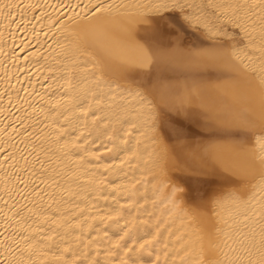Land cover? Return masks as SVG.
I'll return each instance as SVG.
<instances>
[{
	"label": "bare ground",
	"instance_id": "bare-ground-1",
	"mask_svg": "<svg viewBox=\"0 0 264 264\" xmlns=\"http://www.w3.org/2000/svg\"><path fill=\"white\" fill-rule=\"evenodd\" d=\"M96 2L0 0V232L11 238L8 244L18 241L31 252L17 253V264H147L157 256L161 264H259L264 166L253 162L256 138L234 133L249 125L264 129V12L218 18L210 8L155 13L129 7L136 0H112L110 10L94 14ZM190 14L201 18L195 25L210 39L178 25L192 36L196 54L178 68L186 67L192 80V67L208 62L232 83L218 92L232 105H213L214 116L200 111L196 125L214 134L181 135V146L193 140L205 149L213 145L210 155L203 148L210 159L206 173L219 179L207 208L171 170L184 164L164 140L152 96L120 78L127 71L138 74L137 84L160 88L154 71L132 70V61L113 46L135 23ZM185 108L179 111L184 116ZM185 124L177 126L188 133ZM161 222L163 243L141 250L137 242L150 239ZM126 224L131 237L121 231ZM125 242L137 249L131 258L116 247Z\"/></svg>",
	"mask_w": 264,
	"mask_h": 264
},
{
	"label": "rangeland",
	"instance_id": "rangeland-1",
	"mask_svg": "<svg viewBox=\"0 0 264 264\" xmlns=\"http://www.w3.org/2000/svg\"><path fill=\"white\" fill-rule=\"evenodd\" d=\"M178 17H177V21L179 20V22L175 25H172L171 21H169V28L167 30V34L164 35L163 37L158 36V34L155 32L154 19H150V20H146L142 23H135V25H133L132 29L130 28V30H129V31H131V33L128 32V34L126 36H123V37L120 36V37H117L115 40H113V46L114 47L117 46L116 49H117L118 53L121 51L122 55L119 53L121 58L125 57L128 60L130 59V61H132V64H133L132 70L133 69L138 70V68H140V70H143V71L148 70V69L152 70V72L154 71V74L156 77V82L159 84L160 89L165 93V95L169 101V106H166L165 112L163 114L161 113L160 108L157 107V109L159 111V113H158L159 119L161 121L164 120L163 121L164 126H165V124H167L165 127L163 126L164 140L167 141V143L169 144V146L171 147V149L173 151H177V152L180 151V154H184L183 151L187 152L191 149L199 148L200 146H197V144H194V142H195L194 140L187 145L181 146V142H180L181 136L177 137L176 132H175L176 129H180V128H178L179 123L182 124L183 122H185L186 126L190 125L189 128L191 129V131L190 132L188 131V133L185 130L180 129L183 132L182 133L183 135L193 136L196 134V138L200 137V136L201 137H207V136L214 134V133H213V131L209 130L208 128H205V127L200 126V125H196V124H200L199 122L202 120V117H201L202 114L200 111H202V112L206 111L205 113L203 112L204 113L203 116L204 115H207V116L213 115L214 116V114H216L218 112H214V111H216V109L215 108L212 109L213 105L216 104L215 105L216 108H218L217 106H222L223 108H226L228 105L230 106L232 104H230L229 102H227L221 98L222 96H224L222 94L225 93V92H223V90L225 89L224 86L227 83H229V81L225 80L223 78V76H220L221 74H219L220 72L218 71V69H216V71H212V70H214V67L212 64H210L208 62H205L206 63L205 64L204 61H202L204 64L203 68L201 67L198 69L197 68L193 69V67H192L191 70L194 71L193 72L194 74L192 73V80L188 79V77H189L188 75H184L185 72L188 71V69H185L188 66L187 65L188 62H190V59L192 57H195L196 54L194 52L195 51L194 48L191 45V42L193 40L192 36L188 35L187 31H185V32L182 31L183 30L182 28L180 30L179 26H181L183 24V26H185L187 29L190 28L189 30L194 31L196 33H200L202 37L208 38V39H210V38L201 30L200 27L198 28L199 25L197 26V25H195V23H193V24L189 23V22L187 23V21H185L184 17H181V16H178ZM129 27H131V25H129ZM200 31H202L203 33ZM222 41H225V40H222ZM148 44L149 45L151 44L153 47H155L154 45L158 44V45H156V47H158L160 49V54L155 56V58L152 57V59H150L148 62L144 63L143 67H138L137 66L139 64L138 58L140 55H142L140 47L144 48L147 51L149 48ZM192 44H194V43H192ZM194 47H197V44H194ZM173 48H174V50H173ZM192 48H193V50H192ZM130 51H132V52H130ZM127 52H129V53H127ZM131 55H133V56L131 57ZM177 55H178L177 58H180L179 64L177 63L178 59L175 58ZM149 56H151V55H149ZM159 57H161V60ZM203 57H205V56H202L201 58L203 59ZM153 59L155 61L154 63H156L155 67H153L151 65L153 62ZM168 59H169V61H168ZM183 59H185V61ZM181 63H183V64L185 63L186 67H183L184 69L182 67L178 68ZM208 64H210V65H208ZM210 66H212V68ZM177 71H179V72H177ZM180 72H181V74H180ZM206 73H210V75H208ZM214 75H216V76H214ZM220 77L222 78V80ZM217 85L219 88H217ZM227 85L231 86L232 83H229ZM185 87H187V88H185ZM215 88H217V89H215ZM222 88H223V90H222ZM184 90H186V92H184ZM219 91H220V93L223 92L221 94L222 96L219 95L220 94V93H218ZM182 92H184V93H182ZM178 94H181L180 97H178ZM187 94H189V95H187ZM215 94H216V97H217V94L219 96L216 98L214 96ZM182 95L185 97H183ZM189 98H191V99L188 100ZM218 98L222 99L221 100L222 102L221 101L218 102L217 100H220ZM152 99H153V97H152ZM181 101H183L184 103L186 102L187 105ZM191 102L194 103L195 109L197 111H195V109H193L194 108L192 106L193 103H191ZM154 103L156 105V101H154ZM219 103H221V104H219ZM224 103H225V105H224ZM184 105H185V107L186 106L187 107L192 106V108H190L191 113L189 112L190 111L189 107L188 108L183 107V108H185L184 110H186L185 116H184V112H179L181 109L183 110L182 106H184ZM177 108L179 109L178 110L179 113L177 112L178 114L175 112V111H177ZM187 110H189L188 111V113L190 114L189 118H187L189 115H186V114H188ZM222 111H224V110H221V112ZM207 112H208V114H207ZM175 114H177V115H175ZM191 115H193L194 117H192ZM224 115H225V113H224ZM191 117L193 118V120L194 119L196 120V121L194 120L196 122V123H194L196 125V129L193 128L195 126L194 124L193 125L190 124V120L192 121V119H190ZM187 119H188L189 123L186 122ZM177 120L178 121L180 120V121L178 122ZM177 124H178V126H177ZM193 131H195V132H193ZM196 138H193V139H196ZM205 146H207V145H201V147L198 149V152H201L202 154H204L203 148L205 149L206 148ZM204 155H208V154L205 152ZM208 159H209V157H208ZM209 161H210V159H209ZM209 167H210V164L208 167H205L202 170V173L200 175H193L191 173V171L186 168L185 165H183V167H181V165H180V167H179L176 163H173L171 165V170L173 172H176V178L182 184L183 188L186 190V193L194 201L197 200V202H198L200 200L208 199L211 196V194L213 193V190L215 191V189L217 188L216 186H218V180H219L218 177L216 175L214 176V174L209 173V175H208V173H206V170ZM212 175H213V177H212ZM210 188L212 190L211 194H209ZM204 193H205V195H204Z\"/></svg>",
	"mask_w": 264,
	"mask_h": 264
},
{
	"label": "snow or ice",
	"instance_id": "snow-or-ice-1",
	"mask_svg": "<svg viewBox=\"0 0 264 264\" xmlns=\"http://www.w3.org/2000/svg\"><path fill=\"white\" fill-rule=\"evenodd\" d=\"M124 5H121L123 7ZM113 7L112 0H97L96 4L93 5V13H102L106 10H110ZM129 7L143 9L145 12L152 11L155 13H160L165 10H168L170 7L172 9H180L181 11H186L187 9H194L198 7L210 8L213 10V15H216L218 18H223L225 13L231 12L234 15H241L245 10L253 11L256 9L264 12V0H200V3L197 4L195 2L188 3L187 0L181 2V0H136L135 4H130ZM185 21L189 23H195L200 25L203 23L199 16L194 14H190L184 17ZM169 21H171L172 25L178 23L177 18L175 16H170L165 18L164 16H159L154 19L155 32L158 36L163 37L167 34V30L169 28ZM149 49L151 50V56L147 54L145 50H141V54L144 59L141 63H139L138 67H143L144 63L148 62L152 57L160 54V49L158 47H153L151 44L149 45ZM137 76L133 75L131 72H124L121 74L120 78L128 81L130 84L135 85L139 88H144L145 91L149 93L153 97V100L156 101V107L160 108L161 113L165 112L166 106H169V101L165 95V93L160 88H152L151 81L145 84H137ZM137 96H140L141 93L137 92ZM143 98V97H142ZM151 103L150 101H146ZM177 137L182 135V131L180 129L175 130ZM234 135L241 136L243 135L246 139L251 142L252 138L255 137L257 140V145L259 148V152L253 156V162L258 161L261 166H264V129L257 132L255 128L251 125L242 127L239 131L235 132ZM190 147V146H189ZM213 145H209L205 151L210 155L212 151ZM178 159L182 164L186 166L187 169L191 171L193 175H200L202 170L205 167H208L210 161L207 156L202 154L201 152H193L190 156H181L177 154ZM183 190L179 187L175 188V192H182ZM207 195V194H206ZM209 202L207 200L203 201L200 207L207 208ZM119 223V221H117ZM129 225L126 224L124 228L121 229L126 235L131 237V233L128 232ZM166 231V229H164ZM162 222L160 224L155 225V229L153 232L149 233L150 239H144L143 241H138L139 248L141 250H146L150 247H155L157 244H162ZM11 239L10 237H5L4 233L0 232V264H17L15 257L17 253L23 255L25 252H28L29 257L31 256V252L29 249H21L19 247L18 241H13L12 244H8L7 241ZM118 239L123 240L124 236H119ZM264 244V241H262ZM117 248H120L129 258L136 254V248H130L127 242L116 245ZM164 249L166 251L167 245H164ZM94 264H100L99 261H95ZM118 264H128V260H120ZM132 264H136L135 260H132ZM147 264H161L160 257L157 256L155 259L149 260ZM163 264H167V260L163 262ZM205 264H215L214 261L208 260ZM249 264H252L249 261ZM259 264H264V255H262Z\"/></svg>",
	"mask_w": 264,
	"mask_h": 264
}]
</instances>
